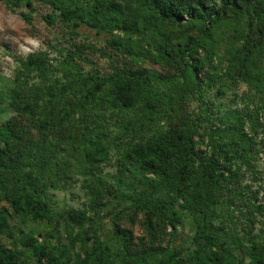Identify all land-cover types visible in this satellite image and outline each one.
Masks as SVG:
<instances>
[{"label":"trees","instance_id":"trees-1","mask_svg":"<svg viewBox=\"0 0 264 264\" xmlns=\"http://www.w3.org/2000/svg\"><path fill=\"white\" fill-rule=\"evenodd\" d=\"M6 1L15 6L21 0ZM43 1L59 11L65 20L99 28L128 32L139 17V13L131 8L112 13L102 3ZM219 1V6L216 5L217 0H147L143 5L159 21L182 24L183 15L187 14L189 20L200 21L203 32L211 19L222 16L227 10L241 15L246 11H259L263 5L261 0ZM26 3L31 5V0ZM21 15L28 19L24 12ZM44 19L51 23L53 16L48 13ZM255 33L264 37V18ZM173 47L168 48L163 42L156 56L145 54L154 62L164 60L170 66L175 65L181 76L180 85L167 98L147 88L148 71L144 68L115 67L105 79L82 73L75 58L79 51L65 58L69 63V73L75 74V80L84 91L83 97L78 98L74 105H66L68 97L63 91L56 92L52 84L44 89L40 86H22L19 90L10 88L4 102L12 113L3 123L0 121L1 194L19 211L24 196L20 189H24L35 204L31 210L38 206L40 215L49 218L50 208L39 200V196L47 195L45 176L56 174L60 178L65 174L58 165L63 149L68 147L75 151L82 157L85 167L111 160L115 152L117 166L136 160L144 171L154 176V194L145 199H135V206L146 212L144 223L148 231L154 233L167 226L175 229L183 214L195 223L192 238L195 251L184 259L188 264H263L264 244L261 239L255 235H248L249 238L245 239L226 225V221L232 222L235 211L252 223L254 210L260 209V206L253 205L252 200L256 199L254 192L247 191L241 180L242 166L251 168L254 174L259 173L251 164L256 145L254 136L251 131H245V122L239 113L230 121L225 119V115L214 113L212 103L202 99L201 80L206 84L210 81V77L198 79L203 64L189 53L190 47L178 44ZM246 55L244 58L247 60ZM244 58L241 66H245ZM17 62L26 74L45 75L49 71L48 59L43 52L29 53L19 57ZM192 91L199 94L204 105L200 112L191 113L171 106L174 99L181 100ZM1 105L0 101V114L5 111ZM168 108L172 111L168 118L173 119L175 115L176 120L164 128L158 127L154 117L167 112ZM135 110L139 113L136 114ZM54 166L58 170L53 171L56 169ZM83 172L92 200L101 199L104 191L113 187L92 168ZM121 182H124L122 178L115 180L116 184ZM7 184L12 189H5ZM82 214L71 215V220L81 228L86 219ZM212 217L218 222L214 223ZM115 224L113 234L120 247L115 256L119 264H183V258H177L170 250L167 258H149L155 250L146 248L143 243L132 242L130 233L120 229L117 222ZM4 225L6 214L0 208V226ZM91 226H94L92 222ZM80 227L76 231L71 227L66 229L69 241L77 240L83 230ZM22 244L28 250L27 255L0 247V264L109 263L110 247L104 241L96 242L91 251H85L84 257H77L73 262L64 250L55 254L49 250L48 242L39 243L32 236H27ZM236 250L242 252L241 256ZM247 257L250 261H246ZM30 258L34 261H29Z\"/></svg>","mask_w":264,"mask_h":264},{"label":"rangeland","instance_id":"rangeland-1","mask_svg":"<svg viewBox=\"0 0 264 264\" xmlns=\"http://www.w3.org/2000/svg\"><path fill=\"white\" fill-rule=\"evenodd\" d=\"M77 1L105 4L112 13L131 8L139 13V17H136L133 29L125 32L65 20L59 11L43 0H31V5H27V0H21L15 6L0 0V101L2 111L5 110L0 114L1 123L12 113L4 102L10 88L19 90L22 86H40L44 89L52 84L56 92L63 91L68 97L66 105H74L78 98L83 97V87L75 80V74L69 73V63L65 59L75 51H79L75 58L82 73L105 79L115 67L130 70L144 68L148 71L147 88L167 98L178 88L182 78L175 65L170 66L164 60L154 62L145 54L156 56L163 42L172 49L177 44L180 47L186 45L190 47L189 53L203 64L198 79L210 77L208 84L201 80L202 99L212 103L214 113L225 115L226 120L230 121L239 113L245 122V131H251L256 141L251 164L259 173L254 174L251 168L242 166L244 172L241 180L247 191L254 192L256 199L252 200L253 205L260 206V209L254 210L252 223L235 211L232 222L226 221V225L237 230L245 239L249 238L248 235L258 236L264 244V37L255 33L264 18V0H261L262 8L256 12L246 11L235 15L231 10L225 11L222 16L209 21L205 32L200 28V21L189 20L187 14L183 15L182 24L154 19V15L143 5V1L147 0ZM216 3L220 5L219 0ZM48 13L53 16L51 23L44 19ZM128 49L130 52H127ZM37 51L46 55L49 71L45 75L35 72L26 74L17 59ZM243 58L245 66H241ZM201 101L199 94L192 91L190 95L182 96L181 100L174 99L171 106L198 113L204 108ZM135 113L139 111L135 110ZM171 114L168 108L167 112L156 115L154 121L157 126L164 128L172 120L175 121L174 114L173 119L168 118ZM116 155L114 152L111 160L85 167L82 157L75 151L68 147L63 149L58 157V165L65 174L60 178L56 174L45 176L43 181L47 195L39 196V200L50 208L49 218L40 215L38 206L31 210L35 204L25 194L26 190L20 189L24 196L19 211L13 208L0 190V208L6 214V225L0 226V247L27 255L28 250L22 242L27 236H32L39 243L48 242L49 250L55 254H58V250H64L73 262L77 257H84L85 251H91L96 242L104 241L110 247L108 264H119L116 256L120 247L115 243L117 239L113 234L117 222L120 229L130 233L132 242L143 243L146 248L155 250L149 258H167L170 250L177 258H183V264H188L184 259L195 251L192 240L195 223L191 217L183 214L175 229L167 226L154 233L148 231L144 223L146 212L135 206V199H145L154 194V176L144 171L136 160H128L125 165L117 166ZM54 167L56 169L53 171L58 170ZM87 168H92L108 185H113L104 191L101 199L92 200L89 195L83 172ZM119 178L124 182L116 184L115 180ZM4 188L12 189L8 184ZM73 213H84L86 219L82 222V228L71 220ZM211 219L214 223L218 222L216 218ZM90 222L94 226L90 227ZM68 227L73 231L78 227L83 229L75 242L69 241ZM236 253L239 256L242 254L240 250H236ZM29 261L34 260L30 258ZM246 261L250 259L247 257Z\"/></svg>","mask_w":264,"mask_h":264}]
</instances>
